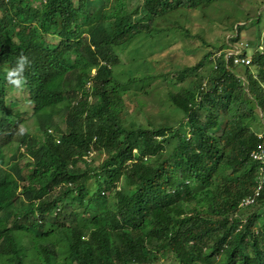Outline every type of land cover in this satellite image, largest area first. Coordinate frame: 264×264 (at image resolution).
Wrapping results in <instances>:
<instances>
[{
  "label": "trees",
  "instance_id": "obj_1",
  "mask_svg": "<svg viewBox=\"0 0 264 264\" xmlns=\"http://www.w3.org/2000/svg\"><path fill=\"white\" fill-rule=\"evenodd\" d=\"M213 1L142 6L157 19ZM110 4L0 0V264H160L169 256L176 264H264V185L256 205L241 207L260 177L251 154L264 147V117L252 103L264 112L262 40L246 39L249 67L208 53L180 72L205 82L169 95L183 115L178 122L129 127L126 87L153 78L120 81L119 54L160 30ZM247 22L259 25L260 15ZM54 29L58 42L44 43ZM22 52L33 61L24 88L36 135L20 133L26 118L8 110L4 69ZM92 148L107 156L97 167L83 158ZM93 179L98 187L89 193Z\"/></svg>",
  "mask_w": 264,
  "mask_h": 264
},
{
  "label": "rangeland",
  "instance_id": "obj_2",
  "mask_svg": "<svg viewBox=\"0 0 264 264\" xmlns=\"http://www.w3.org/2000/svg\"><path fill=\"white\" fill-rule=\"evenodd\" d=\"M110 3L111 8L115 6L114 10L124 5L132 21L146 24L154 21L152 27L160 30L153 36L140 35L119 54L122 64L115 69V73L120 81L125 83L132 78L141 79L145 76L153 78L147 83H129L126 87L129 93L125 96V112L129 118V127L138 124L158 127L168 125L172 121L178 122L183 115L172 105L169 95L181 89L196 92L198 85L201 86L205 79L189 77L182 80L177 75L184 69L194 67L206 54L228 48V43L233 44L231 38L236 34V26L240 22L242 23L239 33L242 40H262L264 46V0H214L211 4L202 3L191 11L175 9L157 19L144 13L142 0H110ZM33 5L39 7L41 1L34 2ZM120 13L121 11L118 12ZM258 14L259 25L255 22H247L256 18ZM106 25L109 27L111 24L107 22ZM54 35L55 29L43 38L44 43L58 42ZM208 70L207 67L205 73H208ZM239 74L244 76L242 69H239ZM9 89L7 98L8 110L12 111L10 116L20 113L26 118L25 131L36 135L38 129L36 120L29 119L32 105L28 99V89L24 88L22 91H17L13 87ZM95 102V99H92V103ZM252 103L258 116L262 118V111L255 106L254 101ZM62 118L63 116L59 115L56 122L64 125ZM15 120L12 118L13 122ZM262 120L261 124L264 126V118ZM17 146L18 144L15 143L12 151L7 153V158L16 152ZM106 157V154L95 153L93 166H99ZM20 163L24 164L25 160H21ZM8 168L9 166H5L4 170ZM88 187L89 193H93L98 187L97 180L90 181ZM255 208L257 206L245 213H251ZM61 244L62 242L58 245ZM160 264L176 263L169 256Z\"/></svg>",
  "mask_w": 264,
  "mask_h": 264
},
{
  "label": "built area",
  "instance_id": "obj_3",
  "mask_svg": "<svg viewBox=\"0 0 264 264\" xmlns=\"http://www.w3.org/2000/svg\"><path fill=\"white\" fill-rule=\"evenodd\" d=\"M244 51H246V54L243 53ZM217 58H223L227 64H233L234 66L249 67L252 64L253 50L250 48L248 42H241L239 44L231 45L230 48L225 51L215 53L213 60H216ZM89 155L92 156L93 152H89ZM251 157L261 165L259 185L254 196L247 197L242 201V208H246L256 203L264 184V147H260L259 150L254 151L251 154Z\"/></svg>",
  "mask_w": 264,
  "mask_h": 264
},
{
  "label": "clouds",
  "instance_id": "obj_4",
  "mask_svg": "<svg viewBox=\"0 0 264 264\" xmlns=\"http://www.w3.org/2000/svg\"><path fill=\"white\" fill-rule=\"evenodd\" d=\"M53 32V31H52ZM51 34V33H50ZM56 34V33H55ZM49 35V34H48ZM56 37V35H54ZM242 40V39H241ZM241 42H247V40H242L240 41L239 43ZM239 43H236V44H239ZM231 45H235V43L231 44V43H228V48H225L223 50H220V51H225L227 49L230 48ZM262 49V48H261ZM219 50L217 52H220ZM217 52H214L213 55H212V59H213V56L215 53ZM218 59V58H217ZM33 61L30 59V57L26 54H24L23 52L17 57L16 59V63L13 67L11 68H5L4 71H5V74H6V80L8 82V84H10L15 90L17 91H22L26 85V82H27V78H26V71L31 67ZM233 65V64H232ZM95 74V70H93V75ZM89 87L91 86V82L88 83ZM262 117H264V112H262ZM25 131V127L24 125H20L19 127V132L20 133H23ZM48 132L50 134H55V130L53 127L49 128ZM59 142V141H58ZM89 152H93V155L90 156L89 155ZM95 152L93 150V148L88 151V153L83 157L86 161L90 162L92 159H93V156H94ZM76 159H78V157H76ZM77 161V160H76ZM257 162V161H256ZM261 173V172H260ZM260 176V175H259ZM258 185H259V179H258ZM264 185V184H263ZM262 190V189H261ZM255 193H256V190H255ZM254 196V195H253ZM259 198V197H258ZM257 198V199H258ZM257 202V200H256ZM256 205L253 204V205H250L248 207H251V206H254ZM246 207V208H248ZM245 208V209H246Z\"/></svg>",
  "mask_w": 264,
  "mask_h": 264
}]
</instances>
